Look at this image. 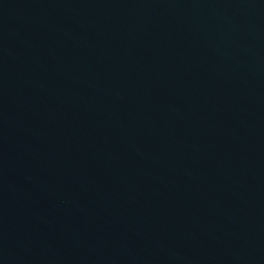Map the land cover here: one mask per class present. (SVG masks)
<instances>
[{
    "label": "water",
    "instance_id": "obj_1",
    "mask_svg": "<svg viewBox=\"0 0 264 264\" xmlns=\"http://www.w3.org/2000/svg\"><path fill=\"white\" fill-rule=\"evenodd\" d=\"M0 264H264V0H0Z\"/></svg>",
    "mask_w": 264,
    "mask_h": 264
}]
</instances>
